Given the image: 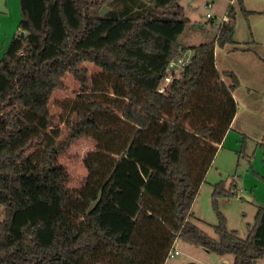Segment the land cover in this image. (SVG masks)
Returning a JSON list of instances; mask_svg holds the SVG:
<instances>
[{"label":"trees","instance_id":"1","mask_svg":"<svg viewBox=\"0 0 264 264\" xmlns=\"http://www.w3.org/2000/svg\"><path fill=\"white\" fill-rule=\"evenodd\" d=\"M227 1L247 16L243 0ZM18 2L17 33L0 60V264H166L176 241L231 264L264 259V203L244 239L219 210L239 195L234 179L212 186L215 238L192 213L237 112L239 81L215 64L216 48L235 43V8L159 93L167 63L186 59L180 0ZM84 63L100 79L89 81ZM65 74L81 92L58 141L48 105ZM83 136L95 148L83 159L84 185L71 189L57 157ZM248 142L240 135L238 159H250Z\"/></svg>","mask_w":264,"mask_h":264},{"label":"rangeland","instance_id":"2","mask_svg":"<svg viewBox=\"0 0 264 264\" xmlns=\"http://www.w3.org/2000/svg\"><path fill=\"white\" fill-rule=\"evenodd\" d=\"M231 3L227 0H180V4L185 10V16L190 21L179 39L181 45L186 47L184 53L186 58L190 59L192 56V47L213 38L214 32L210 31L211 28L223 20ZM207 4H210V7ZM232 6L236 12L235 31L238 37L241 33L246 35V38L241 37L246 39V42L236 41L234 34L235 43L228 46L240 44L249 49L247 52L253 54L252 46L261 44L262 47L264 45V38L262 39L264 37V0H243V6L248 12L247 16L241 12L237 2H234ZM5 9V12H0V60L12 37L17 33L20 20L18 0H5ZM207 14L211 18H208ZM257 34L262 43L254 39ZM216 49L221 53L220 49L222 48ZM219 61H221L220 57ZM82 67L88 71L89 81L91 78L100 79L98 78L100 68L90 63H84ZM80 92V84L77 80L71 74H65L62 77V88L55 90L51 96L48 109L58 131V141L64 140L68 135V130L62 121L68 116L70 105ZM255 119V128L259 129L263 122L262 117H259L258 113L255 115ZM235 137L240 138L234 136L232 131L229 132L227 138L219 146L212 168L207 174L206 182L201 185L192 206V213L195 217L194 224L211 238H215L213 226L217 223L211 205V192L212 186L220 180L229 183L234 179L240 190L237 199H221L219 201V210L227 219V228L236 231L240 238H246L247 225L253 223L257 209L264 203V180L252 173L253 170L259 176L264 177V149L260 146L262 142L249 140L247 155L250 159H238L239 143L236 144ZM94 148L95 142L83 136L73 141L68 149L58 155L57 162L65 169L69 177L68 187L71 189H79L84 185L86 168L83 159ZM174 248L180 252V256L167 260L166 264L232 263L231 256L219 257L181 241H176ZM257 264H264V259L259 260Z\"/></svg>","mask_w":264,"mask_h":264},{"label":"crops","instance_id":"3","mask_svg":"<svg viewBox=\"0 0 264 264\" xmlns=\"http://www.w3.org/2000/svg\"><path fill=\"white\" fill-rule=\"evenodd\" d=\"M234 2L236 1L231 4L233 5ZM234 34L236 41L246 42V39H243L246 38V35L244 36L241 33L238 37L236 31ZM257 36L258 34L254 36V39L261 42ZM251 49L253 54L247 52L249 49L240 44L227 45L220 49L222 50L221 53L217 49L215 50V64L218 71H232L239 81V86L233 93L237 103V112L223 141L232 131L234 136L245 135L249 140L260 141L264 144V45L261 47V44H257L252 46ZM219 57L221 61H219ZM226 81L228 82V80ZM258 113L263 121L259 129L258 127L255 128L254 124V121H256L255 115ZM234 141L238 144L240 138L235 137ZM238 197L239 195L235 199Z\"/></svg>","mask_w":264,"mask_h":264},{"label":"built area","instance_id":"4","mask_svg":"<svg viewBox=\"0 0 264 264\" xmlns=\"http://www.w3.org/2000/svg\"><path fill=\"white\" fill-rule=\"evenodd\" d=\"M208 7H210V4H207ZM208 18H211L209 14H207ZM190 59L186 58L184 59L183 57H176L175 59H171L167 63V68H166V75L164 78L160 81L159 86L157 88V91L159 93H165L168 89V86L172 80V77L174 74H178L184 66L189 62ZM180 256V252L176 249H174L170 254H169V259H174ZM220 264H225L224 262H221Z\"/></svg>","mask_w":264,"mask_h":264},{"label":"water","instance_id":"5","mask_svg":"<svg viewBox=\"0 0 264 264\" xmlns=\"http://www.w3.org/2000/svg\"><path fill=\"white\" fill-rule=\"evenodd\" d=\"M5 0H0V12H5ZM108 11V8H106L105 6H103L100 11H99V15L100 17H102L106 12Z\"/></svg>","mask_w":264,"mask_h":264}]
</instances>
